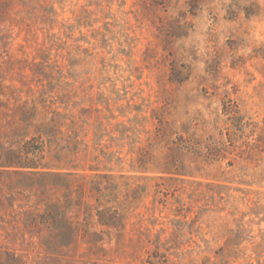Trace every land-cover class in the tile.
<instances>
[{"label": "rangeland", "instance_id": "1", "mask_svg": "<svg viewBox=\"0 0 264 264\" xmlns=\"http://www.w3.org/2000/svg\"><path fill=\"white\" fill-rule=\"evenodd\" d=\"M23 105L82 111L126 176L159 134L213 165L116 180L109 227L72 196L63 227L19 230L37 204L6 200L0 264H264V0H0V133Z\"/></svg>", "mask_w": 264, "mask_h": 264}, {"label": "trees", "instance_id": "2", "mask_svg": "<svg viewBox=\"0 0 264 264\" xmlns=\"http://www.w3.org/2000/svg\"><path fill=\"white\" fill-rule=\"evenodd\" d=\"M13 114L15 120L13 118L8 123L12 126L9 133H0V203L23 196L31 197L34 200L32 204H37L34 210L22 213L28 216L19 221V230L29 228L44 233L46 229L63 227L69 211L51 207L50 204L72 196V201L77 204L82 203L85 198L95 197L96 205L88 206L87 209L78 211V214H85L86 210L88 213L93 212L103 226L109 227L112 215L119 214L120 208L113 211L100 204L111 202L109 196L105 199L106 193L111 186L117 185L116 180L153 179L154 177L148 176L150 174L162 175V178L168 177L170 180L192 176V169H183L186 161L184 156L213 165L209 160L212 152L208 148L202 150L200 147L190 144L185 146L168 139L166 151H162L159 146L156 147L164 140V136L159 134L149 137L146 142L140 141L139 137L135 141V149L138 148L137 160L133 161L135 165L130 172L147 176H126L125 171H116L104 165L101 157L106 158L108 153L100 150L98 142L101 137L97 133V127L92 139L88 140L90 136L86 127H90V124L84 121L82 111L64 107L62 112L59 108L49 106L42 108L38 105H23L15 108ZM127 140H132V137ZM89 142L93 144L90 145ZM120 142L121 147H126L124 138ZM130 152L135 154V150ZM125 161L124 157H118L117 166L123 169ZM110 162L112 161L108 163ZM196 170L200 174L204 168L200 169V164H197ZM114 172L120 174L115 175ZM38 205L40 208L43 205L44 210L41 211Z\"/></svg>", "mask_w": 264, "mask_h": 264}]
</instances>
